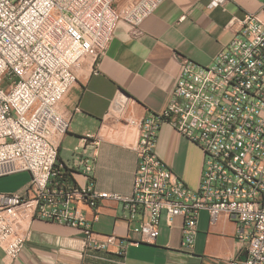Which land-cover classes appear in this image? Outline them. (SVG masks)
Instances as JSON below:
<instances>
[{
	"label": "built area",
	"instance_id": "built-area-1",
	"mask_svg": "<svg viewBox=\"0 0 264 264\" xmlns=\"http://www.w3.org/2000/svg\"><path fill=\"white\" fill-rule=\"evenodd\" d=\"M162 1L0 0V178L30 174L24 194H0V249L7 258H18L30 239L25 221L30 212L33 218L78 229L86 254H108L114 247L113 255L123 258L130 244L155 243L162 214L168 224L182 218L181 247L192 252L199 213L206 211L211 222L225 215L238 226L244 256L229 264H264L263 6L230 20L238 32L211 64L181 60L162 111L127 120L139 130L130 196L94 189V154L77 156L70 170L57 167L69 121L56 106L80 73H99V60L120 21L138 26ZM223 2L209 0V7ZM116 111L122 116L125 107L118 103ZM162 124L203 153L194 191L154 153ZM91 145L98 143L93 139ZM69 171H80L86 185L75 184ZM106 200L123 205L132 238L93 232L97 215L87 219L80 206L95 211Z\"/></svg>",
	"mask_w": 264,
	"mask_h": 264
},
{
	"label": "crops",
	"instance_id": "crops-1",
	"mask_svg": "<svg viewBox=\"0 0 264 264\" xmlns=\"http://www.w3.org/2000/svg\"><path fill=\"white\" fill-rule=\"evenodd\" d=\"M263 0H224L210 8L209 0H163L138 26L120 21L104 55L98 74L86 69L80 73L56 111L68 119L62 139L57 167L70 170L78 156L93 155V187L98 192L130 196L137 165L135 145L139 130L128 119L140 120L162 111L167 105L179 76L181 60L188 59L207 66L238 32L233 17L241 19L254 13ZM184 17L181 20V17ZM125 107L119 116L117 104ZM86 135L93 138L83 140ZM98 145L94 148L92 140ZM75 148L78 149L75 152ZM155 155L187 188H198L203 153L168 124L156 134ZM70 172L75 184L85 186L80 171ZM30 182L28 172L0 178V194H24ZM33 210L34 206L30 203ZM89 220L94 213L92 230L98 235L133 237L127 223V211L120 202L106 200L95 211L80 206ZM27 213L30 239L18 258H7L0 249V264H229L243 258L244 248L237 238L235 221L221 215L211 222L206 211L198 217L192 252L182 250V218L168 224L162 214L159 235L154 244L128 245L126 255L84 252L82 233L70 226L39 220Z\"/></svg>",
	"mask_w": 264,
	"mask_h": 264
},
{
	"label": "rangeland",
	"instance_id": "rangeland-1",
	"mask_svg": "<svg viewBox=\"0 0 264 264\" xmlns=\"http://www.w3.org/2000/svg\"><path fill=\"white\" fill-rule=\"evenodd\" d=\"M263 2H264V0H263ZM262 6L264 7V3L262 4ZM262 6H261V7H262Z\"/></svg>",
	"mask_w": 264,
	"mask_h": 264
},
{
	"label": "trees",
	"instance_id": "trees-1",
	"mask_svg": "<svg viewBox=\"0 0 264 264\" xmlns=\"http://www.w3.org/2000/svg\"><path fill=\"white\" fill-rule=\"evenodd\" d=\"M67 174V173H66Z\"/></svg>",
	"mask_w": 264,
	"mask_h": 264
}]
</instances>
